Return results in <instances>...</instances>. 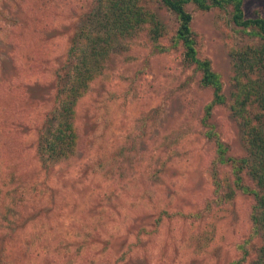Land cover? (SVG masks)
Masks as SVG:
<instances>
[{
	"label": "rangeland",
	"instance_id": "obj_1",
	"mask_svg": "<svg viewBox=\"0 0 264 264\" xmlns=\"http://www.w3.org/2000/svg\"><path fill=\"white\" fill-rule=\"evenodd\" d=\"M92 1L50 0L37 15L34 0H0L1 236L20 229L16 242L28 245L22 264L238 261L250 240L252 200L235 190L218 208L215 181L232 182L231 169L216 163L217 144L205 132L213 129L227 157H246L243 128L229 109L233 55L257 38L233 24L231 6L187 5L196 57L209 60L225 102L203 123L213 92L184 62L182 45H173L175 15L147 0L166 33L154 42L143 27L110 41L102 73L77 101L75 153L43 163L37 135L40 116L54 105L52 70ZM243 8L264 17V0H243ZM258 111L253 106L248 116ZM241 176L254 188L247 171ZM261 242L247 244L243 264H257Z\"/></svg>",
	"mask_w": 264,
	"mask_h": 264
},
{
	"label": "trees",
	"instance_id": "obj_2",
	"mask_svg": "<svg viewBox=\"0 0 264 264\" xmlns=\"http://www.w3.org/2000/svg\"><path fill=\"white\" fill-rule=\"evenodd\" d=\"M158 1L176 17L178 26L174 47L182 45L184 62L200 72L201 84L210 87L213 92L214 99L205 107L203 123L208 120L212 107L225 102L221 94V83L218 76L211 71L209 60L196 57L195 34L190 26L192 16L186 9L187 5L192 4L202 11L231 6L233 24L241 31L249 32L253 39L257 38L255 45H246L233 55L235 73L231 80L235 90L229 109L241 129L243 128L246 157H227L226 147L218 141L213 129L208 128L205 136L214 139L217 144L216 163L221 166L228 165L231 169L232 182L228 179L215 181L218 208L233 201L235 190L248 195L252 200L250 240L247 239L242 246V251L246 250V253L231 264H243L245 256H248L247 244L252 247L257 240L262 241L261 248L257 251H260L257 264H264V72L261 71L264 68V17L257 11L254 16H246L243 0ZM146 2L147 0H93L91 7L77 19L78 24L73 28L65 59L52 70L54 105L43 117L40 116L43 123L37 135V153L43 163H60L70 159L75 153L78 141L75 128L77 101L87 91L94 78L102 73V62L107 46L111 45L110 41L115 37L129 36L135 29L143 27H147L148 36L154 42L166 33L155 13L146 8ZM49 4L50 0H34L33 10H36L37 15L42 14ZM260 73V78H253ZM253 106L259 109L254 119L248 116L249 108ZM245 171L254 188H249V185L243 183L241 174ZM223 176L227 178L225 172ZM160 222L158 214L155 225L158 226ZM19 230L12 227L4 236L0 234V264H22L28 245L25 249L21 242H16L19 238L15 239V233ZM9 249H15L16 253L9 255ZM124 255H121L119 261L124 260Z\"/></svg>",
	"mask_w": 264,
	"mask_h": 264
}]
</instances>
